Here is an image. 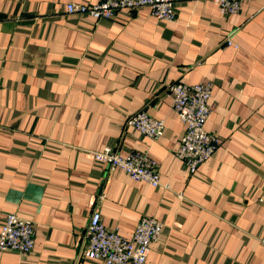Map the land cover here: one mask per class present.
I'll list each match as a JSON object with an SVG mask.
<instances>
[{
	"label": "crops",
	"instance_id": "obj_1",
	"mask_svg": "<svg viewBox=\"0 0 264 264\" xmlns=\"http://www.w3.org/2000/svg\"><path fill=\"white\" fill-rule=\"evenodd\" d=\"M97 1L0 0V230L7 212L35 225L32 251L0 250V264H98L81 257L94 208L126 238L144 215L162 221L150 264H264V0L228 16L214 0H175L172 21L148 7L67 11ZM206 81L205 127L222 143L192 174L175 155L186 124L167 85ZM142 108L165 119L160 138L124 125ZM106 146L148 153L171 189L109 176L85 151Z\"/></svg>",
	"mask_w": 264,
	"mask_h": 264
},
{
	"label": "built area",
	"instance_id": "obj_2",
	"mask_svg": "<svg viewBox=\"0 0 264 264\" xmlns=\"http://www.w3.org/2000/svg\"><path fill=\"white\" fill-rule=\"evenodd\" d=\"M246 0H214L223 15H231L241 10ZM175 0H99L95 3L71 2L67 11L96 19L113 18L121 11L134 13L140 8H150L152 14L160 20L172 21L176 18ZM225 44L234 45L231 35ZM211 81L196 84L172 82L167 85V94L172 98V107L186 124V132L182 137L175 155L186 163L192 174L199 166L214 157L220 148L222 138L209 132L206 127L212 112ZM125 126L133 127L143 135L160 138L165 129V119L152 117L142 108L129 114L124 120ZM95 162L107 169L108 175L122 169L136 180H143L156 188L171 189L167 182L159 178L158 162L146 152L132 151L123 156L111 146L103 150H85ZM108 176V178H109ZM180 198H185L182 192ZM106 194L101 191L94 198L101 203ZM96 206V205H95ZM163 230V222L152 216H142L131 238L121 235L116 229H109L103 222L102 214L94 208L87 226V246L81 257L98 261V264H150L148 256L151 245L157 242ZM35 245V225L33 220L7 212L2 218L0 230V250H13L30 253Z\"/></svg>",
	"mask_w": 264,
	"mask_h": 264
}]
</instances>
